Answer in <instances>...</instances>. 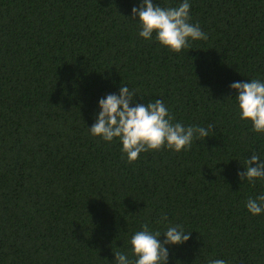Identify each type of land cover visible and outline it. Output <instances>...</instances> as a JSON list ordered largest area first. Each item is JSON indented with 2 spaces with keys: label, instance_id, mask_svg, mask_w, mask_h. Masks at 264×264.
<instances>
[{
  "label": "trees",
  "instance_id": "16d2710c",
  "mask_svg": "<svg viewBox=\"0 0 264 264\" xmlns=\"http://www.w3.org/2000/svg\"><path fill=\"white\" fill-rule=\"evenodd\" d=\"M142 3L0 0V264L135 261L144 224L192 232L166 245L168 264H264V213L246 207L264 180L238 176L253 154L264 160V134L240 118L230 87L264 82V0H189L208 39L179 53L139 35ZM122 83L132 106L160 99L173 123L213 125V136L129 163L119 138L89 130Z\"/></svg>",
  "mask_w": 264,
  "mask_h": 264
},
{
  "label": "clouds",
  "instance_id": "9594fccd",
  "mask_svg": "<svg viewBox=\"0 0 264 264\" xmlns=\"http://www.w3.org/2000/svg\"><path fill=\"white\" fill-rule=\"evenodd\" d=\"M189 0L176 7H161L153 0H143L139 8L133 7V18L139 17V35L147 40L153 38L159 43L179 53L190 47V40H207L208 35L199 24L190 23ZM230 87L238 92L236 100L240 109V118L251 121L253 130L264 134V82L252 79L248 82H234ZM135 90L122 83L119 94H108L99 101V111L95 123L89 128L91 135L111 142L119 138L122 151L129 163L135 162L141 153L160 150L165 146L176 152L189 150L194 140L213 136V125L207 128L173 123L174 117L160 99L147 105L136 103ZM246 171L238 173L241 181L249 183L264 180V160L253 154L246 161ZM255 165V166H253ZM252 215L264 213V194L255 199L249 198L246 204ZM168 221L162 215L160 223ZM192 232L181 225H169L161 234L151 231L147 224L142 226L131 238L132 252L137 257L132 261L122 252H114L115 264H168L169 250L166 245H181L191 238ZM164 235L163 242L159 237ZM208 264H228L223 259H211Z\"/></svg>",
  "mask_w": 264,
  "mask_h": 264
}]
</instances>
